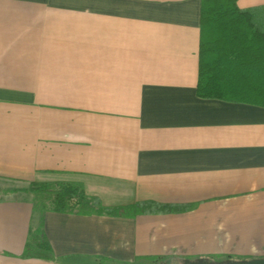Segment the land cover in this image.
<instances>
[{"label": "crops", "instance_id": "0c3cea01", "mask_svg": "<svg viewBox=\"0 0 264 264\" xmlns=\"http://www.w3.org/2000/svg\"><path fill=\"white\" fill-rule=\"evenodd\" d=\"M200 40L201 0H0V264L264 258V107L197 95ZM33 183L186 209L43 214Z\"/></svg>", "mask_w": 264, "mask_h": 264}, {"label": "trees", "instance_id": "16d2710c", "mask_svg": "<svg viewBox=\"0 0 264 264\" xmlns=\"http://www.w3.org/2000/svg\"><path fill=\"white\" fill-rule=\"evenodd\" d=\"M253 10H241L237 0H201L200 64L197 95L204 99H225L264 107V27L255 20ZM234 81L228 84V77ZM25 193L47 196L37 207L60 214L138 215L181 212L186 207H170L153 202L128 207L105 208L96 197L86 195L80 185L69 183H33ZM34 253L51 257L52 250L42 226L30 233L23 258ZM158 259H139L154 263ZM229 261L249 262L251 259L228 257ZM184 264V263H182Z\"/></svg>", "mask_w": 264, "mask_h": 264}, {"label": "water", "instance_id": "95a60500", "mask_svg": "<svg viewBox=\"0 0 264 264\" xmlns=\"http://www.w3.org/2000/svg\"><path fill=\"white\" fill-rule=\"evenodd\" d=\"M189 264H214V263H209L207 261H197L194 263H189ZM218 264H264V260H257V261H249V262H223V263H218Z\"/></svg>", "mask_w": 264, "mask_h": 264}, {"label": "rangeland", "instance_id": "374dc122", "mask_svg": "<svg viewBox=\"0 0 264 264\" xmlns=\"http://www.w3.org/2000/svg\"><path fill=\"white\" fill-rule=\"evenodd\" d=\"M47 196H42V197H36L33 195V202L35 203L36 206L41 205L42 203L47 202ZM219 260H223V259H219ZM257 260H264V258H257V259H252L250 261H257ZM229 262H234V261H229Z\"/></svg>", "mask_w": 264, "mask_h": 264}]
</instances>
